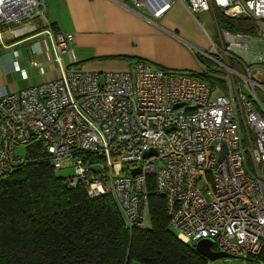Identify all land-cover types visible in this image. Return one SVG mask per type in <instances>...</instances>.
Masks as SVG:
<instances>
[{
    "label": "built area",
    "instance_id": "2783aa9c",
    "mask_svg": "<svg viewBox=\"0 0 264 264\" xmlns=\"http://www.w3.org/2000/svg\"><path fill=\"white\" fill-rule=\"evenodd\" d=\"M132 1L154 19L177 2L193 16L212 12L218 40L207 51L193 50L226 71V94L145 62L104 76L68 71L63 56L73 38L51 27L45 3L0 0V39L4 29L16 38L45 36L61 71L55 80L0 95V180L27 162L17 150L40 143L56 171H73L69 187L91 199L110 197L127 230L149 229L154 188L165 195L180 242L195 249L209 240L212 252L253 259L264 251V82L255 78L264 76V0ZM217 14L252 28L234 33L220 27ZM15 70L29 78L17 63ZM151 150L156 156L146 157Z\"/></svg>",
    "mask_w": 264,
    "mask_h": 264
},
{
    "label": "trees",
    "instance_id": "16d2710c",
    "mask_svg": "<svg viewBox=\"0 0 264 264\" xmlns=\"http://www.w3.org/2000/svg\"><path fill=\"white\" fill-rule=\"evenodd\" d=\"M217 20L234 33L252 28L222 15ZM195 76L210 82L206 74ZM28 149L27 162L0 180V264H208L171 231L165 199L154 188L152 227L131 232L110 197L91 199L69 187L42 144ZM254 259L264 262V251Z\"/></svg>",
    "mask_w": 264,
    "mask_h": 264
},
{
    "label": "crops",
    "instance_id": "0c3cea01",
    "mask_svg": "<svg viewBox=\"0 0 264 264\" xmlns=\"http://www.w3.org/2000/svg\"><path fill=\"white\" fill-rule=\"evenodd\" d=\"M42 1L51 27L73 38L71 50L63 56V67L68 71L104 76L133 72L139 62H145L176 74L202 72L200 57L193 49H203L189 29H197V25L180 2L163 18L154 19L146 10L136 8L132 0ZM177 9L188 13L186 17L192 22L186 26L176 18ZM46 28L40 24L39 32ZM210 46L207 44V50ZM16 63L27 71L28 79L15 70ZM60 75L48 38L31 34L16 38L4 29L0 39V95L23 91Z\"/></svg>",
    "mask_w": 264,
    "mask_h": 264
},
{
    "label": "rangeland",
    "instance_id": "374dc122",
    "mask_svg": "<svg viewBox=\"0 0 264 264\" xmlns=\"http://www.w3.org/2000/svg\"><path fill=\"white\" fill-rule=\"evenodd\" d=\"M186 11L190 14V12L187 9H186ZM188 13H186L183 9L182 10L177 9L175 11L176 18H178L181 22H184V24L186 26H187L188 22H192V21L188 20L186 17V14H188ZM190 15L193 17V20L195 21V23L197 25V29H194L193 27H190V26H189V29L192 32V34L194 36H196V40H197V42H199L197 44L198 47L203 49V51H207V44H209V43L212 44V40L213 41L218 40V27H217L216 21L214 19L213 13L212 12H205V13H200V14L195 15V16H193L192 14H190ZM217 15L220 16L219 14H217ZM234 21L236 23H240L244 20L234 19ZM190 25L192 26V24H190ZM220 27H221V25H220ZM205 32L208 33L209 37L206 36ZM201 58H199V59H201ZM209 64H210L209 66L211 67V69L206 68V67H203L204 70L202 69L204 72L203 74H206V76L208 77V81H210L209 83L208 82L207 83L209 85H211V87L213 88V90L216 93L226 94L227 87H226V81L224 78L226 71H224L223 69H221L220 67H218L214 64H211V63H209ZM203 74H199V75H203ZM191 75L195 76L198 74H191ZM262 98L264 100V96H262ZM28 151H29L28 148L22 146L19 150H17V154L20 156L26 157L28 154ZM72 174H73L72 170H59V171H57V175L61 178H64V179L68 178ZM147 225L149 228L152 227L151 218H149ZM132 264H138V263L133 262ZM208 264H264V262L257 261L254 258L253 259H245V260L238 259V258H230L229 255H227V257L219 259L215 262L209 261Z\"/></svg>",
    "mask_w": 264,
    "mask_h": 264
},
{
    "label": "water",
    "instance_id": "95a60500",
    "mask_svg": "<svg viewBox=\"0 0 264 264\" xmlns=\"http://www.w3.org/2000/svg\"><path fill=\"white\" fill-rule=\"evenodd\" d=\"M255 78L261 82H264V76L260 73L255 74ZM226 154V149H225ZM156 156V152L154 150H151L146 154V157H152ZM18 168L21 166H17ZM140 174V169L133 172V176H136ZM162 197L164 198L165 195L162 194ZM212 242L209 240H203L201 241L195 248V250L201 254L204 258H206L208 261H217L219 259H222L224 257H227V254L224 253H215L212 252ZM230 258H233L232 256H229Z\"/></svg>",
    "mask_w": 264,
    "mask_h": 264
}]
</instances>
